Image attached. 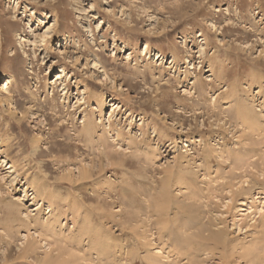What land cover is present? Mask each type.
I'll use <instances>...</instances> for the list:
<instances>
[{
	"label": "rangeland",
	"instance_id": "1",
	"mask_svg": "<svg viewBox=\"0 0 264 264\" xmlns=\"http://www.w3.org/2000/svg\"><path fill=\"white\" fill-rule=\"evenodd\" d=\"M7 75L0 264H264V0H0Z\"/></svg>",
	"mask_w": 264,
	"mask_h": 264
},
{
	"label": "bare ground",
	"instance_id": "2",
	"mask_svg": "<svg viewBox=\"0 0 264 264\" xmlns=\"http://www.w3.org/2000/svg\"><path fill=\"white\" fill-rule=\"evenodd\" d=\"M54 20H55V18L53 19V22H54ZM144 48H145V50H147L148 49V43H147V41H145L144 42ZM155 57H156V59H161L162 58V55H161V53L159 52V51H157V52H155ZM174 59V58H173ZM176 60V59H175ZM95 65H97V63L95 64ZM65 71L62 69L61 70V73H64ZM59 77H61L60 75H59ZM4 79L2 80V82H1V85H0V90H1V92H8V90H9V84L11 83V81H12V78H13V76L12 75H7V76H4L3 77ZM111 101V100H110ZM116 103L117 102H114V103H112V104H110V106L111 107H115V108H117V105H116ZM117 104H119V103H117ZM116 105V106H115ZM106 106V101L105 100H102L101 98L98 100V101H96V108H98V109H100V111L104 108ZM247 109V108H246ZM113 112H114V110H113ZM250 112V111H249ZM245 117H246V115H245ZM247 119V118H246ZM86 121V122H85ZM85 123H84V127H83V132H85V133H89L90 131H91V120L89 119H85ZM13 168L14 166H9V168ZM87 178H89V173L86 171V170H80L79 171V173H78V179L79 180H86ZM24 184H27V186L28 187H31V190L33 191L32 192V194H34V197L36 198V199H39V200H43L44 198V196H48L49 197V195H52V192H49V190L50 189H48V188H50L49 186H48V184L42 179V178H40L38 175H33L32 176V178L30 179V180H25V182H24ZM61 184L62 183H60V186H61ZM55 195H56V193H55ZM62 198V197H61ZM59 199V198H58ZM47 200V199H46ZM63 200V199H62ZM47 202V201H46ZM74 204V203H73ZM73 204H72V206H71V210H72V207H73ZM79 205V203H77V206ZM51 206V202L50 201H48L47 202V209H49L48 210V213H50V214H53L54 215V212H56V208H54V206H52L53 208H49ZM76 206V204H75V206L73 207V209L76 207V208H78ZM58 207V206H57ZM59 208V207H58ZM74 211L76 212L77 211V209L75 210L74 209ZM74 215H75V213H73ZM73 214H72V217H74L73 216ZM57 215V214H56ZM60 215V214H59ZM76 216V215H75ZM60 217V216H59ZM58 217V218H59ZM77 217V216H76ZM84 217V216H83ZM57 219V218H56ZM78 219V218H77ZM80 219V218H79ZM83 219V218H82ZM73 220H74V218H73ZM56 221V220H55ZM54 221V222H55ZM53 222V223H54ZM81 222H83L82 223V225L80 226V230L79 229H77L78 230V232H79V234L81 235H79V238H81L82 236H87V234H90L91 236H90V240H91V242H90V244H93L92 246L93 247H95V248H97L98 247V251L99 252H101V253H104V252H106L109 248H111V247H109L108 245H110V242H111V240L113 239V238H111V239H109L110 238V236H109V238L107 237L106 238V236H105V238H101L102 237V235L103 234H105V233H103V234H101L100 235V229H99V227H98V229L100 230V231H98L97 230V228L96 229H93L92 228V224H90V219H89V216L87 215V216H85L84 217V220H82ZM51 224V223H50ZM49 224V225H50ZM81 224V223H80ZM94 226H95V224H94ZM97 227V226H96ZM93 230V231H92ZM88 237V236H87ZM89 240V241H90ZM114 241V240H113ZM113 241H112V243H113ZM116 242V241H115ZM121 242V241H120ZM116 244V243H115ZM114 244V245H115ZM88 245V244H87ZM112 245V244H111ZM113 245V246H114ZM116 246L117 245H115L112 249H114V248H116ZM109 247V248H108ZM108 248V249H107ZM111 250V249H110ZM121 250V249H120ZM109 251V250H108ZM112 251H110V253H111ZM100 253V254H101ZM107 253V252H106ZM98 255H99V253H98ZM105 255V254H104ZM61 264H68V262H66V261H62L61 262Z\"/></svg>",
	"mask_w": 264,
	"mask_h": 264
}]
</instances>
